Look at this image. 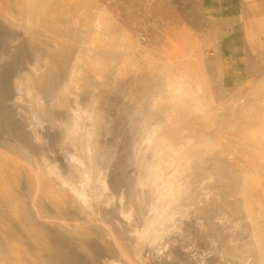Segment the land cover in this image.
Returning <instances> with one entry per match:
<instances>
[{
    "label": "rangeland",
    "instance_id": "374dc122",
    "mask_svg": "<svg viewBox=\"0 0 264 264\" xmlns=\"http://www.w3.org/2000/svg\"><path fill=\"white\" fill-rule=\"evenodd\" d=\"M240 0H0V264H264V63Z\"/></svg>",
    "mask_w": 264,
    "mask_h": 264
},
{
    "label": "crops",
    "instance_id": "0c3cea01",
    "mask_svg": "<svg viewBox=\"0 0 264 264\" xmlns=\"http://www.w3.org/2000/svg\"><path fill=\"white\" fill-rule=\"evenodd\" d=\"M241 22L237 24L244 57L264 63V0H240Z\"/></svg>",
    "mask_w": 264,
    "mask_h": 264
}]
</instances>
